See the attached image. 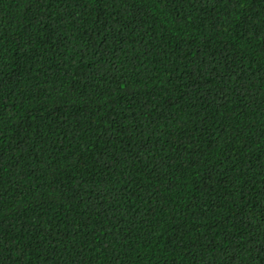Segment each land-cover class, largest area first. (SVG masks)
I'll list each match as a JSON object with an SVG mask.
<instances>
[{"label":"trees","instance_id":"16d2710c","mask_svg":"<svg viewBox=\"0 0 264 264\" xmlns=\"http://www.w3.org/2000/svg\"><path fill=\"white\" fill-rule=\"evenodd\" d=\"M0 264H264V0H0Z\"/></svg>","mask_w":264,"mask_h":264}]
</instances>
